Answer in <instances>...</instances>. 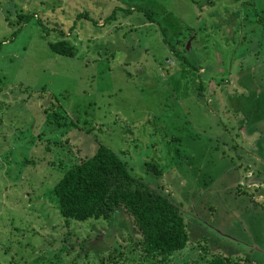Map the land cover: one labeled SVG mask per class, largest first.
Segmentation results:
<instances>
[{
	"label": "rangeland",
	"instance_id": "1",
	"mask_svg": "<svg viewBox=\"0 0 264 264\" xmlns=\"http://www.w3.org/2000/svg\"><path fill=\"white\" fill-rule=\"evenodd\" d=\"M99 142L178 207L181 249L143 253L122 206L60 215L54 181ZM213 254L264 264V0H0V264Z\"/></svg>",
	"mask_w": 264,
	"mask_h": 264
},
{
	"label": "trees",
	"instance_id": "2",
	"mask_svg": "<svg viewBox=\"0 0 264 264\" xmlns=\"http://www.w3.org/2000/svg\"><path fill=\"white\" fill-rule=\"evenodd\" d=\"M145 13L149 20H153L150 12ZM56 47L61 52L72 49L65 39H59ZM169 47L173 50V44ZM145 167L159 172L152 162L146 161ZM52 191L60 215L66 218L107 219L117 206H122L138 229L135 243L143 253H157L163 258L181 249L188 240L178 207L167 195L131 174L125 161L104 143L99 142L90 154L65 168L54 181ZM228 261L226 256L213 254L205 264H228Z\"/></svg>",
	"mask_w": 264,
	"mask_h": 264
}]
</instances>
